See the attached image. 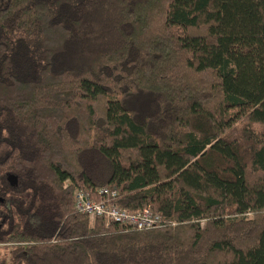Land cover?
Returning <instances> with one entry per match:
<instances>
[{"label": "trees", "instance_id": "trees-1", "mask_svg": "<svg viewBox=\"0 0 264 264\" xmlns=\"http://www.w3.org/2000/svg\"><path fill=\"white\" fill-rule=\"evenodd\" d=\"M101 187L162 223H92L74 196ZM0 244L264 264V0H0Z\"/></svg>", "mask_w": 264, "mask_h": 264}, {"label": "built area", "instance_id": "built-area-1", "mask_svg": "<svg viewBox=\"0 0 264 264\" xmlns=\"http://www.w3.org/2000/svg\"><path fill=\"white\" fill-rule=\"evenodd\" d=\"M118 194L116 188L101 187L97 191L98 199H94L89 192L77 191L75 209L92 219H104L106 225L117 223L128 229L149 230L162 223V216L150 207L138 211L122 208L117 202Z\"/></svg>", "mask_w": 264, "mask_h": 264}, {"label": "rangeland", "instance_id": "rangeland-1", "mask_svg": "<svg viewBox=\"0 0 264 264\" xmlns=\"http://www.w3.org/2000/svg\"><path fill=\"white\" fill-rule=\"evenodd\" d=\"M90 219H91L92 223H94L95 220H96V219H92V218H90ZM202 225H204L203 222H202ZM9 258H10V249H9V246H4L3 244H0V259H7V260H9Z\"/></svg>", "mask_w": 264, "mask_h": 264}, {"label": "water", "instance_id": "water-1", "mask_svg": "<svg viewBox=\"0 0 264 264\" xmlns=\"http://www.w3.org/2000/svg\"><path fill=\"white\" fill-rule=\"evenodd\" d=\"M9 180L11 181V183L15 184V182H16V177L13 176V175H11V176L9 177Z\"/></svg>", "mask_w": 264, "mask_h": 264}]
</instances>
